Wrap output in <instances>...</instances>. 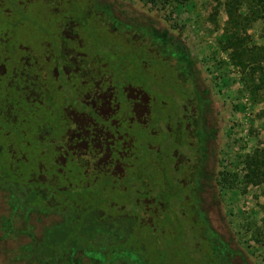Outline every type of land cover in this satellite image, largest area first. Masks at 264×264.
Masks as SVG:
<instances>
[{
	"label": "rangeland",
	"instance_id": "rangeland-1",
	"mask_svg": "<svg viewBox=\"0 0 264 264\" xmlns=\"http://www.w3.org/2000/svg\"><path fill=\"white\" fill-rule=\"evenodd\" d=\"M52 4L67 9L75 5L80 12H86V25L76 28L78 36L71 41L68 55L84 52L85 65L93 64L96 55L115 61L109 44L116 43L127 53L125 56L136 60V50L143 45L148 56L159 62L151 59L148 66H143L149 80L135 76L133 84L140 82L148 89L151 86V105L162 99L174 103L173 97L164 93L172 91L171 85L187 88L190 94L188 101L176 98L182 101L188 126L180 135L186 143L183 154L176 153L174 157V167L180 170L177 175L180 184L189 187L190 193L173 208L177 207L179 213L187 210L191 229L184 236V222L177 223L167 214L164 229L169 236L161 243H154L153 235H149L147 225L139 218L122 221L119 216L123 212L105 203V212L114 217V222L109 230L96 232L99 250L96 246L69 247L57 264H264V0H33L30 8L41 11L34 12L35 23L20 20V25L11 32L3 26L10 35L7 49L20 44L32 58L40 53L50 55L53 47L50 39L56 38L49 36L51 29L47 21H56L57 25L63 21ZM98 37L101 40L96 44L93 40ZM141 38L145 41H139ZM5 48L1 50L3 55ZM19 54L8 63L9 72L22 65L17 58ZM138 59L148 60L145 56ZM38 65L35 71L39 74ZM127 69L132 71L133 66L127 65ZM24 71L21 69V74ZM41 78L62 107L53 108L44 97L33 107L23 105L27 100L17 93L18 121L3 129L0 126L4 146L12 145L16 154L22 152L27 156L18 170L28 173L44 165L58 184L67 181L71 185L88 186L93 183L94 174L83 178L77 174V168L84 170L86 164L77 159L83 150L101 153L94 165L121 169L120 145L116 143L120 137L109 124L113 118L120 121L128 113V103L122 100L120 108L112 111L107 93H103L97 112L91 115L84 105L93 83L78 75L66 80L64 76L55 77L47 72ZM120 78L132 80L125 75ZM175 78L179 83L171 82ZM25 81L21 76L17 84ZM0 85V111H4L14 94L8 82L1 78ZM27 93L31 95L33 90ZM184 93L182 97L186 96ZM139 99H145L144 95ZM42 123L52 126L44 132L49 136L44 142L37 139V128ZM168 123L175 126L173 119ZM69 127L77 129V137L66 145L68 161L64 171L59 172L61 160L55 157L56 149L48 148V141L66 138ZM162 153H165L163 147ZM152 169L146 171L152 188L149 199L156 197ZM168 183H172L171 179ZM183 194L180 190L179 195ZM5 196L0 190V264H54L39 261L38 256L30 254V245H26L32 239H29L31 234L26 236L27 231H38L51 218L18 206L13 198L7 200ZM172 196L169 192L166 198ZM111 198L112 194L106 190L103 199ZM125 198L128 197L121 199ZM131 209L134 207L127 210ZM23 215L29 221L27 226L18 221V216ZM14 229L26 234L13 235ZM122 237L124 240L116 251L110 253V248L104 246Z\"/></svg>",
	"mask_w": 264,
	"mask_h": 264
},
{
	"label": "trees",
	"instance_id": "trees-1",
	"mask_svg": "<svg viewBox=\"0 0 264 264\" xmlns=\"http://www.w3.org/2000/svg\"><path fill=\"white\" fill-rule=\"evenodd\" d=\"M0 1L2 2L0 3V78L1 80L3 79L8 82L11 87V94H14L13 98L11 100L9 99L7 107L4 108V111H0V126L2 128L9 123H15L18 121L15 109V96L17 93L22 94L24 99L27 100V104L23 105L32 107L34 104H37L40 98L44 97L48 100V97L46 96V92L41 89L37 81L39 76V74L35 71L36 65H38L36 63L37 60L26 54L24 45L19 44V46H11V50L7 49V45H10L8 44L10 35L9 32H6L3 28V26L7 27L11 32L12 28L20 25V20H22V22L33 20L35 23L33 17L41 11H33L30 8V4H32L33 0ZM44 1L46 2V0ZM65 4L71 3L67 2ZM52 6L54 12L61 15L63 21L58 25L56 21H52L51 23L50 19L47 21L49 28L51 29L49 36L56 38L55 40L50 39L53 44L52 51L50 55H45V57L49 60L47 62L48 65L52 66L53 64V68L55 69L54 74H57V77L64 76V73H73L74 75H78V77L83 80L86 79V81L95 78L92 72H85L86 69L83 64L85 57L84 52H78L79 57H73V59H71L72 57L70 58V54L68 55L71 41H73L74 36H78L76 28L81 24L86 25V12H80L75 5H73V8L69 9L56 7L54 4H52ZM34 12H36V14H34ZM89 13L90 12H88V14ZM14 17H18V19H15ZM54 27H57V30H55ZM99 38L100 37H98L97 40L94 39L93 42L96 43V41L101 40ZM143 40L145 41L144 38H141L139 41ZM45 44L46 42L44 45ZM3 47H6L4 55L1 51L3 50ZM113 48H119L120 51L114 52ZM109 50L117 60H108L102 55H96L97 58H95V61L101 68L100 70L96 68L95 73L98 74L99 71L102 72L101 70L109 71V74L112 76L111 80H114V82L115 80H123L118 82L119 86L123 85L124 87V85H126L136 94L145 95L149 98V104H153V99L150 94L151 86H149L148 89V86L145 87V85H141L140 82H137V85L133 84V82L137 79L135 76L139 77L140 75H142V77L145 76L149 80L143 66H148L151 59L154 62L157 61V63L159 61L154 57H149L143 45L136 50L137 61L134 58L132 59V56H125L127 53H123V49L116 43L109 44ZM19 52L24 54L23 56L20 54L17 57L22 65L19 69L15 71L11 70V72H9L8 63L11 62L12 59L16 58ZM142 56L147 57L148 60L138 59ZM15 60L13 61L14 65H16ZM127 65L133 66L132 72H129L130 69H127ZM63 68L64 71H62ZM21 69L25 70V74H21ZM121 75H125L128 78L130 76L132 80L117 79V77H120ZM19 76H24L26 81L17 84V79L20 78ZM171 82L175 84L179 83V80L175 78L171 79ZM173 86H170L172 87L171 92L164 93L169 97L172 96L175 101L174 103L170 104V102L168 103L162 99L159 103H155V106H152V122L156 133L151 137V139L146 136L145 139L141 138V140L137 142V159L133 162L135 164V168L132 167L129 170L121 168L116 170L111 166L99 167L97 166L98 164L93 167V161H90L89 158L84 157V154L79 152L77 159L79 161H86V164L84 170L77 168L78 176H82L83 178L87 177V175L89 176L90 174H94V181L88 186H85V184L71 185V183L67 181L58 184L54 181L53 174H51L49 172L50 170L44 165L36 166L28 173L21 172V170L18 169L20 168L21 162L27 159L26 154L22 152L20 154H16L14 146L10 145L6 147L0 140V190L5 192L7 200L13 198L18 206L29 207L27 208L28 210L37 212L38 214L47 215L48 218H51L38 231H27L26 236H30V234L32 236L29 237V239H32L26 243V245H30V254L36 257L38 256V260L43 263L55 262L54 264H57L58 260L63 257L64 253L68 252L67 249L69 247L79 248L83 246H96V249L99 250L98 246L101 245H99V243L95 240L96 232L99 230H109L110 227L113 226L114 222L112 221L114 220V217L105 212L103 207L105 203L123 212V215L119 216V219L122 221L127 219L130 220L134 216L139 218L143 223H145V225H147L149 231L148 233L151 236L153 235L152 240H154V243H161L163 239L169 236V234H166L164 229L167 225V214L173 216V220L177 223L178 220H181L180 222L183 221L184 223L182 229L184 236L187 234L188 230L191 229L189 225V214L185 209L179 213L177 207L173 208V206L179 204V201L183 202L185 196L189 195L190 188L187 186L183 187L180 184L181 178L177 177L180 170H177L174 167V157L176 156V153L183 154L182 148L186 145V143L185 137L180 135H183V133L187 131V128L184 125H179L183 122L185 111H182L181 108L182 101L178 102V99L176 98L188 101L190 94L187 88H177L175 85ZM31 89L33 90V95H29L27 93L30 92ZM186 92H188V94H186ZM135 93L134 95H136ZM183 93L186 95L185 97H182ZM162 95L164 96V94ZM6 97L9 98V96ZM48 102L53 108L60 109V107H62L58 100L53 102L50 97ZM17 103L21 105V102ZM162 110L164 111L162 112ZM170 119L175 120L174 127L168 123ZM13 127L16 128L15 125H13ZM51 128L52 126L42 123V125L37 128L39 135L37 139H40L43 142L48 139V134H44V132H48L47 130H50ZM75 129L76 128L69 127L66 138L62 137L58 142H54V139H50L48 141V148L56 149L57 155L55 157H59L58 159L61 160V164L58 166L59 172L64 171L65 161H68L69 153L65 149L66 145L73 142L77 137L75 133L77 129ZM136 133H138L139 138L140 136L143 137V135H146L144 130ZM179 136L182 137L181 141L179 140ZM131 138L133 137L129 136L127 138L128 148L129 145H131ZM155 146H157V148H155ZM162 147L165 151L164 154L162 153ZM178 147L180 151H178ZM167 148L169 149L167 150ZM133 163L132 165H134ZM150 167L153 168L152 174L150 175L155 181L154 188L156 190V197H153L152 199L147 197L152 191L149 184V176L146 174V171H148ZM168 179H171V184L168 183ZM171 185L174 186V190ZM179 189L184 191L183 195H179ZM106 190L108 193L112 194V198L108 201L103 199V194ZM169 192H171L173 196L171 198H166ZM113 196H116L117 198H113ZM124 196H127L128 198H125L126 200H122L121 198ZM119 198L122 200V203H120L121 200L118 201ZM90 201L93 203L90 204ZM131 206L134 207V209H131L130 211L127 210ZM177 217L178 219L176 220ZM18 218L19 220H17L21 223V225L22 223L25 224V226L29 225V221L25 219L24 215L21 217L18 216ZM158 229H160V233H158L159 235L156 234ZM21 231V229H16V231L14 229L12 234L20 236L22 234H26L24 232L21 233ZM170 234H172V232H170ZM123 240L124 239L122 237L118 242H109L104 246H108L111 250L110 253H112L116 251L119 246H121L120 242H123Z\"/></svg>",
	"mask_w": 264,
	"mask_h": 264
},
{
	"label": "flooded vegetation",
	"instance_id": "flooded-vegetation-1",
	"mask_svg": "<svg viewBox=\"0 0 264 264\" xmlns=\"http://www.w3.org/2000/svg\"><path fill=\"white\" fill-rule=\"evenodd\" d=\"M22 56L21 52H19ZM19 54V55H20ZM122 54V53H121ZM72 55V54H70ZM44 56V58H42ZM72 57V58H71ZM73 57L78 58L79 53H76L75 56H70L71 59ZM95 58V57H94ZM97 58V56H96ZM36 63L39 64V76H38V84L40 85L41 89L46 92V96L52 99L54 102L57 99H54V97L49 93V91L46 89L47 83L45 81H42V78L40 79V75L44 72L47 73H52L53 76L57 77V74H54L55 69L53 68V64L48 65V59L43 55V53H40L36 58ZM84 64V63H83ZM91 64V63H90ZM90 64H87L85 66V72H92L95 78H92L90 80H87L91 83L94 84L88 95L86 96V103L85 107L87 110L90 111V114L97 112V109L100 104V96L104 93H107V102L111 108L112 111H116L120 108V102L122 100H125L128 105H129V111L128 113L120 120H116V118H113L109 124V127L118 134L117 136L120 137V140L116 141L118 145H120V151L118 154L119 160V166H121L122 169L124 170H129L130 168L134 167L135 164L133 162L136 161L137 159V149H138V144L137 142L139 141L138 139V133L139 131L145 132L146 136L151 139V137L156 133L155 128L153 127V113L151 114V109L152 105L149 104V98L145 97V99H139V96H142L141 94H136L131 90L129 87L126 85H121L119 86L118 82L123 81H116L111 80L112 76L109 74V71L106 70H101L102 72H98V74L95 73L96 68L100 70L101 67L97 66V62L94 61L93 64H91V67L88 68ZM48 69L50 72H48ZM64 71V68L62 69ZM104 71V72H103ZM69 72V71H66ZM132 72V71H129ZM57 73V72H56ZM71 76H74L73 73H64V78L67 80ZM120 78V77H119ZM121 79V78H120ZM86 80V79H85ZM122 91V92H121ZM120 93V94H119ZM134 93L136 95H134ZM85 109V110H86ZM164 110H162L163 112ZM165 113V112H164ZM163 113V114H164ZM185 118V116H183ZM178 123V122H177ZM185 122L183 119V122H181V126H185L187 128L188 124ZM189 120V124H190ZM74 128V127H72ZM133 137L130 140L129 148L127 146V138L128 137ZM99 139H102V137H99ZM150 143V142H149ZM147 144V143H146ZM81 154H84V157L89 158V160L93 161V167L95 164V159L101 154L98 153V151H92V150H83L80 152ZM135 157V158H134ZM135 160V161H134ZM152 161V159H151ZM148 162V159H147ZM132 163L134 165H132ZM132 165V166H131ZM135 168V167H134ZM205 263V261L202 258H199ZM172 264V263H171ZM189 264V263H188Z\"/></svg>",
	"mask_w": 264,
	"mask_h": 264
}]
</instances>
